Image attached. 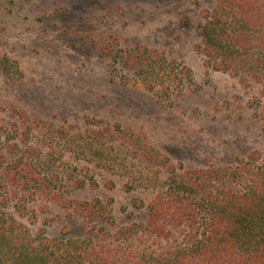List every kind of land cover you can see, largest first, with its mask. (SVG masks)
Segmentation results:
<instances>
[{
	"label": "rangeland",
	"instance_id": "374dc122",
	"mask_svg": "<svg viewBox=\"0 0 264 264\" xmlns=\"http://www.w3.org/2000/svg\"><path fill=\"white\" fill-rule=\"evenodd\" d=\"M207 7L198 0H0V131L11 124L20 131L13 110L26 114L31 129L24 140L0 134V167L24 154L43 180L23 182L20 171L23 179L6 185L16 196L0 208L31 233L46 220L49 237L78 238L88 225L71 203L99 198L117 226L143 222L149 189L168 167L264 154V90L208 69L199 51ZM125 56L155 69L124 66ZM47 130L59 138L40 140ZM11 145L14 155L5 150ZM40 187L60 202L45 200Z\"/></svg>",
	"mask_w": 264,
	"mask_h": 264
},
{
	"label": "trees",
	"instance_id": "16d2710c",
	"mask_svg": "<svg viewBox=\"0 0 264 264\" xmlns=\"http://www.w3.org/2000/svg\"><path fill=\"white\" fill-rule=\"evenodd\" d=\"M198 1L208 5L199 27L205 66L264 90V0ZM148 62L139 56L121 57L124 66L155 69ZM18 112L13 110L22 129L11 124L8 131H0L8 139L24 140L31 132L26 114ZM41 132L44 142L59 138L56 132ZM5 150L14 155L17 146ZM23 156L10 167H0V207L16 196L6 185L18 182L20 171L23 182H43ZM140 158L163 168L154 157ZM166 170L164 181L149 189L152 197L143 222L117 226L110 204L99 198L71 203L88 225L78 238L49 237L46 220L31 233L0 208V264H264V154L252 151L230 165ZM145 179L158 180L150 175ZM36 192L51 203L61 200L51 189ZM136 202L138 208L144 204ZM13 208L19 215L24 211L20 203Z\"/></svg>",
	"mask_w": 264,
	"mask_h": 264
}]
</instances>
